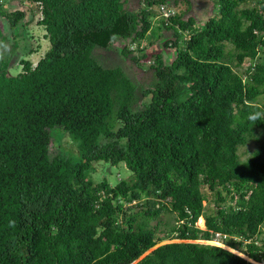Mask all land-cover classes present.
I'll return each mask as SVG.
<instances>
[{
  "label": "trees",
  "instance_id": "trees-1",
  "mask_svg": "<svg viewBox=\"0 0 264 264\" xmlns=\"http://www.w3.org/2000/svg\"><path fill=\"white\" fill-rule=\"evenodd\" d=\"M248 1L213 0L196 25L160 10L179 0H0V264H264V0ZM97 164L130 173L95 181ZM218 231L247 258L199 241Z\"/></svg>",
  "mask_w": 264,
  "mask_h": 264
},
{
  "label": "rangeland",
  "instance_id": "rangeland-1",
  "mask_svg": "<svg viewBox=\"0 0 264 264\" xmlns=\"http://www.w3.org/2000/svg\"><path fill=\"white\" fill-rule=\"evenodd\" d=\"M10 1L11 0H6L7 5L10 6L9 8L12 7V4L10 5ZM179 1L180 2L178 4H170V5H172V8L177 12H184V13L187 12L189 15H194L198 17L200 21L196 23V25L201 24L208 17V15L212 14L213 5H214L213 0H186V1L179 0ZM256 4H257L256 0H249L245 4V6H253ZM154 8L158 9L157 6H155ZM39 18L40 15L37 13L34 17L31 18L30 22L26 25L24 31L25 32L24 35L26 36L25 43H27V48L35 49V51L27 56L19 55V59L21 57H23V59H29L33 63V65L36 64V62L44 55V53L49 48V42L48 39L45 38L44 29L41 25H38L37 23V20ZM157 35H155L156 38ZM148 37L151 38V40H155L154 37L151 36ZM147 38L142 41V45H146L148 43ZM134 46L135 44L130 45L129 49L132 50V48H135ZM93 54L102 63L108 64L112 67L119 66L123 68L124 72L130 77V79L136 82L138 86L144 85V82L149 80V78L151 77V73L148 69L146 70L140 69L139 67H137L136 63L130 57L123 60V58L118 53V51L113 48H110L109 50L94 48ZM231 64L233 63L231 62ZM248 64H249L248 61H245L238 68V70L244 71ZM18 67L19 66H16V68ZM58 133H59L58 131L54 133V137H53L54 140H57ZM59 143L61 147H63L64 149L71 150L72 152L77 154V145L72 139V137L69 136L68 134L66 133L63 134V136L60 138ZM54 144L55 143H53L52 145L54 146ZM254 147H255L254 142H249L247 145L240 147L239 148L240 158L244 159L254 149ZM105 167L106 168H104V166L101 164L95 165V170L92 173V176L95 181H98L103 177H106L111 184H114V182H116L119 178H121L122 176L127 177L128 173H130L127 169H125L123 164H120L118 166L117 165L111 166L107 164V166ZM202 191L206 195V200L204 201V204H206V208L208 210H213L215 208V203L213 201L214 200L213 194L209 192L207 188L204 187L202 188ZM162 219L163 221H166L165 225L166 223L172 224L174 222L170 214L163 215ZM196 225L201 229L205 228L204 220L202 217L197 220ZM166 226L163 225L162 228ZM261 237L264 239V227H262Z\"/></svg>",
  "mask_w": 264,
  "mask_h": 264
},
{
  "label": "built area",
  "instance_id": "built-area-1",
  "mask_svg": "<svg viewBox=\"0 0 264 264\" xmlns=\"http://www.w3.org/2000/svg\"><path fill=\"white\" fill-rule=\"evenodd\" d=\"M165 8H163L162 6L160 7V10L163 12V14L165 16H168L172 11L169 9H166V11L164 10ZM227 235L223 234L221 232H214L213 238L211 240H200L203 243H213V244H217L218 242H220L222 239L226 238Z\"/></svg>",
  "mask_w": 264,
  "mask_h": 264
},
{
  "label": "clouds",
  "instance_id": "clouds-1",
  "mask_svg": "<svg viewBox=\"0 0 264 264\" xmlns=\"http://www.w3.org/2000/svg\"><path fill=\"white\" fill-rule=\"evenodd\" d=\"M167 9H169V10H171L172 12H171V14H174V12H176L172 7H168ZM170 16V14L168 15V16H166V17H169ZM201 218V217H200ZM219 232V231H218ZM222 233V232H221ZM209 240H211V239H209ZM200 241V240H199ZM201 242V241H200ZM206 244H213V243H206ZM214 245H217V246H221V247H223V248H225V249H227V250H230V251H232L233 253H235V254H238V255H241V256H243V257H245V258H247L246 256H244L242 253H240V252H235L234 251V249H232L231 247H229L228 245H226V244H224L223 242H222V240L220 241V242H218L217 244H214ZM259 264V263H258Z\"/></svg>",
  "mask_w": 264,
  "mask_h": 264
}]
</instances>
